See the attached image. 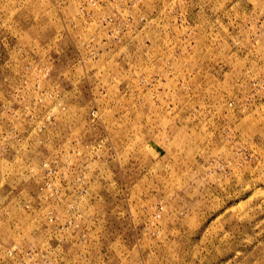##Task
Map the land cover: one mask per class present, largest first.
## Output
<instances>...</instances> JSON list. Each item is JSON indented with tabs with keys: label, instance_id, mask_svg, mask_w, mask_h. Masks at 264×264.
<instances>
[{
	"label": "rangeland",
	"instance_id": "obj_1",
	"mask_svg": "<svg viewBox=\"0 0 264 264\" xmlns=\"http://www.w3.org/2000/svg\"><path fill=\"white\" fill-rule=\"evenodd\" d=\"M0 264H264V0H0Z\"/></svg>",
	"mask_w": 264,
	"mask_h": 264
}]
</instances>
